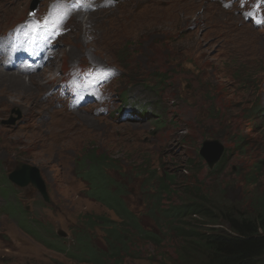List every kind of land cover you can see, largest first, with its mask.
Returning a JSON list of instances; mask_svg holds the SVG:
<instances>
[{"label":"rangeland","instance_id":"1","mask_svg":"<svg viewBox=\"0 0 264 264\" xmlns=\"http://www.w3.org/2000/svg\"><path fill=\"white\" fill-rule=\"evenodd\" d=\"M50 1H39L40 12ZM123 1L118 8L74 14L58 22L57 26L64 24V32L47 56L51 65L14 72L11 58L5 61L8 73L29 78L33 87L42 84L33 99L12 92V104L0 102V264H90L86 252L79 251L80 237L95 248L103 232L97 225L101 218L115 220L95 201V192L105 190L104 182L142 226L148 224L164 237L168 222L164 217L157 220L160 215L154 213L152 201L159 199L153 198L154 182L150 186L148 177L155 169L161 175L189 168L182 182L234 215L235 209L252 212V201L264 194V29L254 28L230 5L242 0H163L168 10L183 13L181 24L150 34L129 23L132 12L147 3ZM30 3L0 0V40L8 39L11 29L26 20ZM77 65L115 71L108 91L113 102H119L122 93L148 88V94L164 105L160 118L149 125L115 123L89 110L65 112L62 102L49 95L62 73ZM38 73L43 76L37 77ZM6 89H10L7 82H0V96ZM11 116L21 119L8 127L3 123ZM208 140L224 147L223 159L214 169L199 155ZM205 148L209 154L217 150L214 144ZM89 156L106 161L93 186L83 179ZM19 163L38 170L47 202L32 188L5 181ZM251 163L261 169L250 179ZM131 186L136 189L134 197L126 192ZM165 200L160 199L159 208L167 210ZM59 228L69 236L64 243L55 236ZM162 245L161 253L168 246L172 250L174 243ZM63 247L74 258L58 251ZM141 247L147 261L124 264H159L149 260L160 258L158 251ZM189 251H184L187 258L193 252ZM78 252L83 257L78 258ZM199 256L195 253L196 261ZM261 261L264 264V256Z\"/></svg>","mask_w":264,"mask_h":264},{"label":"trees","instance_id":"2","mask_svg":"<svg viewBox=\"0 0 264 264\" xmlns=\"http://www.w3.org/2000/svg\"><path fill=\"white\" fill-rule=\"evenodd\" d=\"M86 161L90 165L83 179L86 184L93 186L99 179L100 167L102 168L106 161L101 156H89ZM253 167L254 172L248 177L250 179L255 177L261 169L260 165L251 166ZM187 171L189 168L163 171L160 175L155 169L148 174L150 186L154 182L152 185L153 198L159 199L152 201L155 205L154 213L160 215L158 219H155L159 220L164 217L168 222V231H166L168 236L165 237L163 234L154 232L148 224L142 226L130 214L120 197L110 194L104 182L105 190L103 193L95 192V201L111 211L115 220L101 218L97 225L103 229V232L101 238L96 241L95 248L90 246L88 240L85 243L83 236L80 237L79 251L86 252L87 261L90 264H124L127 260H132L131 263L136 260L145 262L147 253L141 246L147 245L153 247L161 255L160 258L154 256L153 260L150 258L151 263L259 264L257 261L264 256V194L252 201L254 202L251 204L252 212L244 213L235 209L234 211L238 214L234 215L230 211L221 210L218 205L215 207L209 199L203 198L200 193L190 189L186 182H182L184 173ZM250 184H256V181L251 180ZM172 196L176 197V201ZM162 197H165V202L168 203L167 210L159 208V201ZM217 200L220 204L219 199ZM211 210H216V212ZM79 230L83 235L85 227L81 224ZM165 241L174 243V246L170 251L168 249L171 248L168 246L166 251L161 253L159 249L160 247L165 248L162 245ZM177 241L182 243V246ZM186 250L189 253V250L193 251L189 258L184 255ZM197 252L201 254V257H197L198 261L194 257ZM82 253L78 252V258L83 257ZM72 258L73 255H69V260Z\"/></svg>","mask_w":264,"mask_h":264},{"label":"bare ground","instance_id":"3","mask_svg":"<svg viewBox=\"0 0 264 264\" xmlns=\"http://www.w3.org/2000/svg\"><path fill=\"white\" fill-rule=\"evenodd\" d=\"M101 1L100 0H90L86 2L85 5L82 6V9H86L88 6L93 5V4L101 5ZM144 2L147 3L146 6L139 9L138 12L136 11L132 12L129 23L134 28L144 30L146 32H149L150 34L151 33L156 34L157 32L164 33V30L169 26L181 24L180 22H181V17L183 13L177 10V8L173 11L168 10L164 6L165 2H163V0H144ZM65 13H66V10H64L60 16H63ZM79 13L81 14V12H78L76 13V15H78ZM60 16H57L53 21L55 22L56 27L63 29L64 24L57 26V23L62 20ZM49 37L50 39L54 37L53 29L51 30ZM6 46H7V42L2 41L0 43V82L6 81L7 86L10 89H6L4 93L1 94L0 102L2 104L11 103L10 96L14 98L12 95V92H21V93L24 92L27 96L33 99L32 95L38 90L42 82L41 81L36 82V86L33 87L32 84H30L29 78L27 80H25L24 78L22 79V77L21 76L19 77L18 74L16 73L14 74L13 72H12L13 74L8 73L7 70L3 69L2 57H1L3 54L1 53V51ZM48 69H51V68H48ZM48 69H45V70H48ZM41 76H43V74L38 73L37 77H41ZM30 77L32 78L35 77V74L31 75ZM44 103L47 104L45 101ZM55 236L59 237L57 236V230L55 231Z\"/></svg>","mask_w":264,"mask_h":264},{"label":"water","instance_id":"4","mask_svg":"<svg viewBox=\"0 0 264 264\" xmlns=\"http://www.w3.org/2000/svg\"><path fill=\"white\" fill-rule=\"evenodd\" d=\"M9 124H13V120L10 119L8 121ZM205 145L214 144L217 148L215 153H208V149L205 148L199 151V155L205 160L207 166L212 168L221 158L223 147L217 141H206ZM208 150V151H207ZM8 178L15 184L21 186L25 184H30L38 193L43 195L45 201H48L45 186L42 179L39 176L38 170L34 167L25 165V164H17L14 171L8 175Z\"/></svg>","mask_w":264,"mask_h":264},{"label":"clouds","instance_id":"5","mask_svg":"<svg viewBox=\"0 0 264 264\" xmlns=\"http://www.w3.org/2000/svg\"><path fill=\"white\" fill-rule=\"evenodd\" d=\"M103 1V0H102ZM247 2L244 4V7H240L239 6V4H237V5H232V4H230L232 7L234 6L235 8H236V10H238V12L240 13V15L244 18V20H246V21H249L250 22V24L254 27V28H256V29H258V30H261V29H264V24H262V23H258L257 21H258V19H260V16L259 15H256V14H254V15H249V13H253V5H255L256 4V0H246ZM248 6V7H247ZM116 8V7H115ZM247 8V9H246ZM101 10H105V9H101ZM262 11H264V7H262ZM83 66V65H82ZM94 67H97V66H94ZM83 69H88V68H92L90 65L89 66H84V67H82ZM98 68H100V67H98ZM102 69H104V70H107V73H106V75H105V77L103 78V79H100V81H101V87L103 86V89L107 86V85H109L110 83H111V81L113 80V78H114V76H115V71L113 70V69H106V68H103V67H101ZM61 81V80H60ZM59 84V83H58ZM56 89H57V86H56V88H53L52 89V92L50 93V95L52 94V93H54L55 91H56ZM148 88H146L145 89V91H141V92H138L137 94L138 95H140V96H142V97H146V98H151V97H155V96H151V95H149L148 94ZM128 92H125V93H122L121 94V96H123V95H126ZM49 95V96H50ZM51 97V96H50ZM110 98V97H109ZM155 99L157 100V101H160V99L159 98H157V97H155ZM112 101V100H111ZM70 102H71V100H70ZM113 103H115V102H113ZM71 104V103H70ZM111 109H114L115 107L113 106V107H110ZM110 108H108V110H110ZM82 109L83 110H89L91 113H93L95 116H100V114H99V112L97 111V106L96 105H94V104H92V105H89V106H87V107H82ZM111 111V110H110ZM103 115H101V117H102ZM106 117V116H105ZM103 118H104V116H103ZM106 119H108L107 117H106ZM108 120H110V119H108ZM111 121V120H110ZM145 124H147V125H149V124H152V123H145ZM161 125V124H160ZM221 146H222V144H220ZM223 147V146H222ZM240 152L241 153H244L245 152V150L243 149V148H241L240 149ZM223 154H224V147H223V152H222V155H221V158H220V160H222L223 158ZM200 159L201 160H203V161H205L201 156H200ZM258 163V162H257ZM259 164V163H258ZM251 166H253V164L251 163ZM212 228H214V227H212ZM229 234V233H228Z\"/></svg>","mask_w":264,"mask_h":264},{"label":"snow or ice","instance_id":"6","mask_svg":"<svg viewBox=\"0 0 264 264\" xmlns=\"http://www.w3.org/2000/svg\"><path fill=\"white\" fill-rule=\"evenodd\" d=\"M262 7H264V0H256V4L253 5V13H249V15H259L260 19L257 22L264 24V11H262Z\"/></svg>","mask_w":264,"mask_h":264}]
</instances>
